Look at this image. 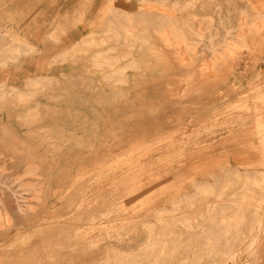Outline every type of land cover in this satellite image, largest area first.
Instances as JSON below:
<instances>
[{"label":"rangeland","instance_id":"374dc122","mask_svg":"<svg viewBox=\"0 0 264 264\" xmlns=\"http://www.w3.org/2000/svg\"><path fill=\"white\" fill-rule=\"evenodd\" d=\"M0 47V264H264V0H0Z\"/></svg>","mask_w":264,"mask_h":264},{"label":"bare ground","instance_id":"6f19581e","mask_svg":"<svg viewBox=\"0 0 264 264\" xmlns=\"http://www.w3.org/2000/svg\"><path fill=\"white\" fill-rule=\"evenodd\" d=\"M113 13H114V12H113ZM109 14H111V13H109ZM131 15H132V14H131ZM114 17H115V16H114ZM115 18H116V17H115ZM167 19H168V18H167ZM162 22H163V21H162ZM169 22H170V21H169ZM169 24H170V23H169ZM124 30H125V29H124ZM175 30H176V29H175ZM178 35H179V34H178ZM178 35H177V36H178ZM17 37H18V36H17ZM84 37H86V36H84ZM166 38H167V37H166ZM17 39H18V38H17ZM92 39H93V38H92ZM108 40H109V39H108ZM13 45H14V44H13ZM14 47H15V45H14ZM0 48H1V47H0ZM15 48H16V47H15ZM17 48H18V47H17ZM17 48H16V49H17ZM29 48H30V47H29ZM12 49H13V48H12ZM19 49H20V48H19ZM114 49H115V48H114ZM0 50H1V49H0ZM9 50H10V49H9ZM20 50H21V49H20ZM11 51H12V50H11ZM13 51H14V49H13ZM18 51H19V50H18ZM8 52H9V51H8ZM15 52H16V51H15ZM15 52H14V53H15ZM19 52H20V51H19ZM3 53H4V52H3ZM17 53H18V52H17ZM15 54H16V53H15ZM1 55H2V54H1ZM4 55H5V54H4ZM18 56H19V55H18ZM119 57H120V56H119ZM93 58H94V57H93ZM99 58H100V57H99ZM9 59H10V58H9ZM100 59H101V58H100ZM11 60H12V59H11ZM222 60H223V59H222ZM117 62H119V61H117ZM189 62H190V61H189ZM128 63H129V62H128ZM114 64H115V63H114ZM182 64H183V63H182ZM117 70H118V69H117ZM204 70H205V69H204ZM114 71H115V70H114ZM120 71H121V70H120ZM120 71H119V72H120ZM112 72H113V71H112ZM116 72H118V71H116ZM113 74H114V73H113ZM116 74H117V73H116ZM116 74H115V75H116ZM204 75H205V74H204ZM42 78H43V77H42ZM44 79H45V78H44ZM1 85H2V84H1ZM5 92H6V91H5Z\"/></svg>","mask_w":264,"mask_h":264}]
</instances>
